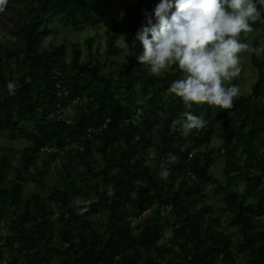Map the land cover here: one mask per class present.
Segmentation results:
<instances>
[{"label": "trees", "instance_id": "1", "mask_svg": "<svg viewBox=\"0 0 264 264\" xmlns=\"http://www.w3.org/2000/svg\"><path fill=\"white\" fill-rule=\"evenodd\" d=\"M157 3L0 13V135L27 141L0 146V264H264V51L238 54L233 108H187L168 92L178 66L154 76L131 47ZM252 27L240 41L264 48V9ZM185 111L208 123L173 131Z\"/></svg>", "mask_w": 264, "mask_h": 264}, {"label": "clouds", "instance_id": "2", "mask_svg": "<svg viewBox=\"0 0 264 264\" xmlns=\"http://www.w3.org/2000/svg\"><path fill=\"white\" fill-rule=\"evenodd\" d=\"M7 5L8 0H0V13ZM261 9L264 0H159L151 12L144 11L131 47L140 42L142 51L136 60L154 76L178 66L184 75L170 84L168 92L180 97L187 108L206 103L231 109L240 94L238 85L230 83L241 73L238 54L264 51L239 39L242 33L254 31L252 24L260 18ZM121 43L130 47L125 39ZM6 87L9 95H15V82L9 81ZM140 115L138 110L134 119ZM207 123L202 116L185 111L182 118L172 120L171 128L175 131L179 126L182 135L188 136ZM174 162L175 157L169 156L161 163V179L170 175L168 165Z\"/></svg>", "mask_w": 264, "mask_h": 264}, {"label": "rangeland", "instance_id": "3", "mask_svg": "<svg viewBox=\"0 0 264 264\" xmlns=\"http://www.w3.org/2000/svg\"><path fill=\"white\" fill-rule=\"evenodd\" d=\"M68 35V34H66ZM0 39H2V35L0 34ZM48 38L45 39V43L48 42ZM27 144V141L22 140V139H16V140H9L8 138H6L3 134L0 135V146H10V147H23ZM50 179V178H49ZM169 232H166V236L169 235Z\"/></svg>", "mask_w": 264, "mask_h": 264}, {"label": "built area", "instance_id": "4", "mask_svg": "<svg viewBox=\"0 0 264 264\" xmlns=\"http://www.w3.org/2000/svg\"><path fill=\"white\" fill-rule=\"evenodd\" d=\"M55 85H56V89H57L56 92H57V95H58V96H66V95L69 94V89H68L66 86L62 85V83H60V80L57 81V82L55 83ZM77 100H78V96L72 98V102H73V103L76 102ZM81 100H82L83 102L86 101V99H81ZM69 108H70V107H68L67 110H68ZM61 110H64V107H62Z\"/></svg>", "mask_w": 264, "mask_h": 264}]
</instances>
